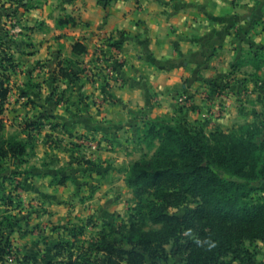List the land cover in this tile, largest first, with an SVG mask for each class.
I'll list each match as a JSON object with an SVG mask.
<instances>
[{
	"label": "crops",
	"instance_id": "1",
	"mask_svg": "<svg viewBox=\"0 0 264 264\" xmlns=\"http://www.w3.org/2000/svg\"><path fill=\"white\" fill-rule=\"evenodd\" d=\"M37 1L12 3L17 12L9 21L21 28L14 38L18 68L49 77L66 64L79 72L61 89L49 80L39 89L53 106L51 118L68 124L60 131L69 141L79 132L116 136L118 143L88 153L87 175L58 185L47 175L27 184L26 196L42 199L54 218L70 209L79 219H96L116 208L120 191H129L125 169L139 159L123 142L139 115L230 132L246 118V103L262 95L256 81H264V65L257 70L253 62L264 59V0ZM106 40L120 48L108 87L84 73ZM76 44L86 51L74 50ZM40 61L44 72L36 67ZM55 91L66 99L57 102L48 94Z\"/></svg>",
	"mask_w": 264,
	"mask_h": 264
},
{
	"label": "trees",
	"instance_id": "2",
	"mask_svg": "<svg viewBox=\"0 0 264 264\" xmlns=\"http://www.w3.org/2000/svg\"><path fill=\"white\" fill-rule=\"evenodd\" d=\"M99 1L105 5L113 2ZM16 3L31 7L24 0ZM67 22L76 24L73 19ZM74 50L86 51L81 44ZM2 63L0 60V68ZM253 65L259 70L264 59L257 58ZM256 83L264 95V81L258 78ZM7 93V83L0 78V114ZM141 122L137 140L147 154L125 171L126 185L137 200L133 222L125 232H103L91 242H79L82 228L55 245L53 258H64L58 262L61 264H170L168 245L200 227L205 240L201 245L189 243L192 251L182 264H226L222 258L229 254L245 262L239 248L246 241L264 242V196H255L264 188L253 185L264 182V121L231 132L212 133H206L197 123L146 116ZM26 151V142L7 135L0 118V183L7 179L4 160L15 162ZM67 179L61 178L58 184ZM13 197V193L5 194L0 188V207L13 206ZM171 209H183V213L170 214ZM7 213L4 210L0 215V264H8L15 253L5 236V229L14 226L15 216ZM149 223L160 228L144 230L142 226ZM15 260L20 264L30 258L16 256Z\"/></svg>",
	"mask_w": 264,
	"mask_h": 264
},
{
	"label": "rangeland",
	"instance_id": "3",
	"mask_svg": "<svg viewBox=\"0 0 264 264\" xmlns=\"http://www.w3.org/2000/svg\"><path fill=\"white\" fill-rule=\"evenodd\" d=\"M13 2L16 3L17 0H6L4 3L0 1V60L3 62L0 68V78L8 86L6 102L3 105L0 118L3 119L4 132L7 135H16L26 142L27 151L23 157H19L15 162L9 158L3 162L8 169L7 179L0 183V188L5 194H14L13 206L0 207V215L4 210H8L7 215L15 216L13 219L14 226L11 229H5V236L15 250L14 255L8 259V264H19L15 260L16 256L21 260L24 257L30 258L28 262L21 261L20 264H49L51 260H54L53 264H61L58 262L64 258H53L56 244L67 241L82 228L84 232L79 236V242L96 241L101 233H109L111 230L125 232V227H129L133 222L137 200L130 189L129 191H120L122 198L119 200L120 202L117 200L116 208L112 209L113 211H110L109 215H99L96 219L94 216L79 219L80 212L70 209L63 214L60 213L59 218H54L53 214L45 207L42 199H32L26 196L27 184L35 177L49 175V182L58 185L61 178H68L66 180L68 181L76 175H87L89 169H86L87 164L85 162L87 160L85 158L88 153L98 151L102 145L108 150H112V147H118V143L116 136L107 138L93 134L79 135L77 132V136L72 135L73 141H69L68 135L62 134L60 129L67 127L68 124L64 120L51 118L50 110L53 106L50 107L51 105L45 101L48 96L47 92L39 89H44L42 85L47 83V80L54 81V84H57V87L61 89V84L64 83L65 79L71 78L70 75L75 76L74 80L79 79V72L75 74L74 70L66 64L61 67L58 73L48 71L49 77L40 73L39 76H33L32 72L29 75L27 71L18 68L17 59L13 53L15 49L14 38L17 33L13 32V23L9 21V18L17 12L13 9ZM3 17L4 19L1 20ZM42 62L45 61H40L36 67L44 72L43 67L46 66V63ZM94 65L95 62L90 67ZM85 77L90 81L101 82L104 85L102 76H97L94 79L90 76L87 77V75ZM29 82L30 86L36 87L31 89L30 86H27ZM48 94L53 95L57 102L66 99L65 96L61 97L56 91ZM261 94V96L258 95L259 97L256 95L254 99H248L249 102L244 107L246 118L239 121L234 129L248 123L260 124L264 121V95ZM52 111L55 112L56 109ZM144 116L139 115L140 120L135 122L137 124L133 128L126 129L123 136V142L126 143L124 146L129 148L128 151L130 150V153L132 152L133 156L139 159L147 154L146 149L142 145L140 146L137 140V128L142 124L141 120ZM67 130L69 131V129ZM46 147L51 149V153H46ZM39 173L41 175L37 176L36 174ZM253 185L257 188H264V182L261 181L254 182ZM16 194L19 195L15 196ZM255 196H264V192L259 190ZM182 213L183 209L170 210V214L181 215ZM142 228L144 230H156L160 226L149 223ZM199 229L200 227L193 228L181 236L178 243L173 242L168 245L167 250L171 252L170 264L183 263L192 251V248L188 246L190 242L198 245L203 244L205 238L200 236ZM239 250V254L245 262L242 263L236 254L223 257V262L226 264H264V242L251 243L246 241ZM249 259L251 262H246Z\"/></svg>",
	"mask_w": 264,
	"mask_h": 264
},
{
	"label": "built area",
	"instance_id": "4",
	"mask_svg": "<svg viewBox=\"0 0 264 264\" xmlns=\"http://www.w3.org/2000/svg\"><path fill=\"white\" fill-rule=\"evenodd\" d=\"M117 1V0H113ZM14 30L13 32L19 33L21 28L17 26V23L14 21ZM120 52L119 45L106 40L103 44L102 49L98 53V56L95 60V65L92 67H88L85 71L87 77H92L93 79L97 76H102L104 81V85L110 84V82L116 76V68L113 64V60L115 56H117ZM184 100V98H182Z\"/></svg>",
	"mask_w": 264,
	"mask_h": 264
}]
</instances>
